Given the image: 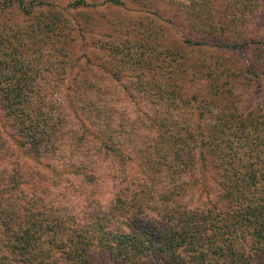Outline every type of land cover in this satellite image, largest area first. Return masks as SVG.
Masks as SVG:
<instances>
[{
    "label": "trees",
    "instance_id": "trees-1",
    "mask_svg": "<svg viewBox=\"0 0 264 264\" xmlns=\"http://www.w3.org/2000/svg\"><path fill=\"white\" fill-rule=\"evenodd\" d=\"M59 1L0 0V21L16 10L26 15L48 10L39 22L28 26L0 23V264H59L53 252L61 254L65 264H91L89 255L97 251L110 256L115 264H252L258 252H264V116L252 117L254 122L245 125L224 108L207 120V127L201 121L205 111L196 110L197 96L174 91L183 85L177 82L178 71L190 73L205 62L198 60L181 68L174 58L176 53L180 55L178 50L159 48L154 53V44H140L133 56L142 65L139 68L116 47L98 46L106 50L108 58L117 51L118 59L98 65V73L117 83V72L131 71L134 79L149 81L154 74L144 68L161 70L166 60L171 63L172 77L154 83L151 96L161 110L152 109L155 116L143 113L147 124L136 114L118 115L112 108L82 102L85 94H95L91 83L72 81L71 93L64 98L54 82L41 81V72L58 78L71 70L68 63L73 42L85 41L88 25V34L111 38L113 34H95L93 30L104 26L115 33L125 24L107 20L104 25L89 21L84 27L67 26L69 10L93 11L98 5L74 0L66 5L67 10L59 7ZM201 2L206 5L210 0ZM122 3L102 0L100 5ZM132 35L149 39L138 32ZM181 43L209 46L206 41L189 38ZM217 47L229 45L219 43ZM122 48V52H130L128 45ZM225 72L223 68L213 79L218 82ZM57 80L62 89L65 80ZM42 86L52 91L42 92ZM217 89L215 92L221 93V84ZM134 98L128 97L129 101ZM178 101L187 107L185 112H177ZM190 104H196L195 108L188 107ZM70 117L77 121V128ZM232 117L234 128H229ZM94 121L98 122L95 131L91 129ZM229 129L234 141L227 139ZM138 130L145 133L141 136ZM121 137L127 140L129 152L121 150L117 140ZM89 144L95 145L87 149ZM108 155L121 167H130L139 159L142 176H127L126 186L111 176L115 184L109 182L110 189L104 190L109 196L108 207L96 199L93 190L78 204L80 212L71 214L68 206L61 204L65 203L64 189L70 185L61 181L74 178L81 186L96 189L101 181L96 161ZM21 159H31L46 172L26 167L19 163ZM207 171L215 173L218 194L214 201L190 206L184 200H188L199 172ZM202 187L205 189L204 183ZM81 189L72 191L79 195Z\"/></svg>",
    "mask_w": 264,
    "mask_h": 264
},
{
    "label": "rangeland",
    "instance_id": "rangeland-1",
    "mask_svg": "<svg viewBox=\"0 0 264 264\" xmlns=\"http://www.w3.org/2000/svg\"><path fill=\"white\" fill-rule=\"evenodd\" d=\"M29 1L25 0V3ZM73 1L60 0L59 7L68 10L66 5L71 4ZM86 1L91 5L96 4L98 6L93 11L91 8L90 10H69L68 15L65 17L68 21L67 26L79 25L84 27L86 22L89 23V21L104 25L103 21L107 20L109 22L120 20L125 26L124 28L117 27L118 31L112 33L111 27L99 25L101 27L97 26L93 30L95 34H113L110 35L111 38H99L88 34L87 31L90 30L88 25L83 34L85 41L73 42L74 51L68 63L71 70H66L58 78L52 74L41 72V81L45 84L54 82L56 90L63 94L64 98H67L71 93L68 88H70L72 81H76L78 84L80 82H84L83 84L91 83L94 85L95 94H85L82 97V102L88 100L93 107L112 108L114 111H118V115L126 113V115L135 116L136 114L144 124H147L142 114L155 116L152 109L161 110L151 96L152 93H155L154 83L167 79L168 76L172 77L170 72L171 63L166 60L165 66L163 65L161 70H152L151 66L144 68L146 72L154 74L149 81L134 79L133 74L135 73H131V71L117 72L114 76L119 80V83L108 75L98 73V65L110 64L109 61L112 58L118 59L116 58L117 54H115L118 51L127 54L130 57L129 60H132L130 64L135 68H139L142 65L134 61L133 56L138 52L140 44H143L144 47L154 44L156 46L154 53L159 48L178 50L180 55L176 53L174 58L176 64H182L181 68L184 65H194L198 60L205 62L203 67L200 63L197 69L193 68L190 73L188 70L178 71L177 82L183 85L175 88L174 91L179 92L180 90L184 95L197 96L196 110L205 111L201 121L207 127L210 126L207 120L213 118V114L221 112L224 108L227 113L234 112L233 117H239L245 125L253 121L251 120L252 117L260 118L264 116V0H210L206 5L201 0H120V2H123L121 5L111 6H101L100 2L102 0ZM203 7L206 11L205 14L203 13ZM46 11L48 10L45 8L35 10L34 15H26L17 10L12 11L0 23L11 26H20L24 23L25 26H28L39 22L41 20L40 16H45ZM136 32L144 38L149 36V39L140 40L139 37L134 38L133 35L131 36V33L136 34ZM125 33H127L126 36H124ZM184 38H189L192 41H206L209 46H185L181 43ZM123 41H126V43H122ZM219 43H225L229 47L218 48L217 44ZM124 44L129 46L130 52H122ZM102 45L106 48L116 47L117 51L108 58L106 50L98 49V46ZM146 51H148V48ZM31 63L34 62L31 61ZM220 64H223V66L219 67ZM80 67L79 72L77 69H80ZM223 68L226 70L225 75L217 82L213 78L216 77L217 79L218 76H215V74H219ZM143 74L147 76L145 73ZM48 78L52 80L49 81ZM190 78L195 79L192 81ZM57 79L65 80L62 89L60 83H56ZM219 84H221L222 91L217 94L215 90H218ZM173 85L175 86V84ZM83 87L84 85L81 86V88ZM42 88L41 91L48 94L52 91L51 87L42 86ZM80 92L84 91L80 90ZM130 96L135 98L129 101L128 97ZM176 105L178 107L177 112H185L187 107L183 106L182 101L176 102ZM195 105L190 104L188 107L195 108ZM64 108L73 117L66 104H64ZM71 117L73 125L77 128V121ZM233 117L228 120L229 128H234L235 120ZM157 118L158 116L155 117V119ZM113 121L115 122V119ZM94 122V125H91L93 131L98 129V122ZM257 122H261V119H258ZM5 130L7 131V129ZM5 130H2V132L8 140L10 138ZM137 132L141 136L145 133L140 130ZM227 132L231 134V136H227V139L234 141L232 130L229 129ZM129 135H126V137ZM117 140L122 144L121 150L125 153L129 152V145L125 137ZM9 143L13 148L16 147L13 146L12 141H9ZM92 145L95 144H89L86 148L92 149ZM19 163L26 164V167L42 174L43 170L45 171L31 159H21ZM96 165L98 167L97 177L101 179L100 186H97L96 189L83 183L81 186L77 181L78 179L74 178H64L61 181L63 183L67 181L70 185L67 190L64 189L65 203L61 204L63 206L66 204L71 214L77 215L80 212L78 204L88 195L87 192L96 190V199L103 203L105 207H108L109 196L107 198V193L104 190L110 189L109 182H111V186L115 182L126 186L129 182V178L126 179L127 176H142L138 167L139 159L130 167H121L116 163V158L112 159L108 155L106 158H99ZM210 172H199L197 179L193 182L187 196L188 200H184L187 204L190 203V206L196 207L207 199L214 201L216 198L218 192L213 183V178H216V176L213 171ZM111 176L115 178V182L113 179L110 180ZM203 183L206 186L205 189L202 187ZM80 187L82 189L79 195L73 193L72 190L80 189ZM99 193H105L106 195L101 197L98 195ZM53 256L58 259L59 264H65L63 263L64 260L60 258L61 254L53 252ZM89 257L91 264H115L110 256L98 253V251L97 253H91ZM252 264H264V252H258V259L253 260Z\"/></svg>",
    "mask_w": 264,
    "mask_h": 264
}]
</instances>
